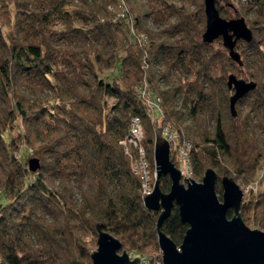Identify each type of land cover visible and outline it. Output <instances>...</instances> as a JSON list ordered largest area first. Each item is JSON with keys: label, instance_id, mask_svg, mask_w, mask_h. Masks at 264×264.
<instances>
[{"label": "trees", "instance_id": "obj_1", "mask_svg": "<svg viewBox=\"0 0 264 264\" xmlns=\"http://www.w3.org/2000/svg\"><path fill=\"white\" fill-rule=\"evenodd\" d=\"M119 1L0 0V264H90L97 221L130 256L159 259V210L143 205L119 143L137 115L154 167L144 82L159 98L158 126L190 143L195 176L215 170L219 198L224 174L258 179L239 211L264 230V0H215L225 18L247 16L241 64L220 37L203 40V0ZM229 73L255 82L234 113ZM169 185L162 175L160 189ZM186 227L173 204L161 231L178 244Z\"/></svg>", "mask_w": 264, "mask_h": 264}, {"label": "water", "instance_id": "obj_2", "mask_svg": "<svg viewBox=\"0 0 264 264\" xmlns=\"http://www.w3.org/2000/svg\"><path fill=\"white\" fill-rule=\"evenodd\" d=\"M203 5V40L220 37L229 56L241 64L240 54L235 48L236 41L251 38V29L244 17H223L215 0H203ZM226 83L233 89L229 107L234 113L235 101L252 89L255 82L229 73ZM152 159L155 168L152 189L141 195V199L146 208L159 210L155 229L163 264H264V230L250 227L243 221L239 211L243 190L231 176H221L220 198L215 190L217 175L210 166L204 169L200 180L188 176L186 184L181 182L180 168L175 166L170 144L161 134L159 126H154ZM38 166L37 157L28 159L31 170ZM162 175H168L170 179L167 191L159 187ZM173 204L177 205L179 219L187 223L178 244L160 229ZM228 209L232 212L230 216L226 214ZM100 223L97 221L95 224L96 247L89 252L90 264L137 263V256L130 257L125 249L119 251V239L103 230Z\"/></svg>", "mask_w": 264, "mask_h": 264}, {"label": "built area", "instance_id": "obj_3", "mask_svg": "<svg viewBox=\"0 0 264 264\" xmlns=\"http://www.w3.org/2000/svg\"><path fill=\"white\" fill-rule=\"evenodd\" d=\"M122 16L123 13L119 12ZM139 96L143 99V105L151 117L154 115V109H160L158 96L148 94L146 83L138 86ZM161 134L168 140L170 144V152L175 166L180 168V178L186 183V177L193 175V167L189 158L188 150L190 143L180 137L179 132L169 123L160 126ZM143 129L140 119L137 115L131 117L126 134L119 140L124 154L129 159V165L132 171L138 175L140 180L141 195L150 192L152 189L153 178L155 176V168H150L149 161L146 156V150L142 143ZM250 188H254L250 185ZM243 190V189H242ZM248 191V186H244L243 196ZM140 264H146L147 260L139 257ZM154 264H163L161 256Z\"/></svg>", "mask_w": 264, "mask_h": 264}, {"label": "rangeland", "instance_id": "obj_4", "mask_svg": "<svg viewBox=\"0 0 264 264\" xmlns=\"http://www.w3.org/2000/svg\"><path fill=\"white\" fill-rule=\"evenodd\" d=\"M119 2H122V0H120ZM234 6H236L237 8H240L239 6H240V4L236 1V2H234ZM223 16V15H222ZM243 17H244V19L247 17H245L244 15H242ZM223 17H225V16H223ZM246 20V19H245ZM149 21V20H148ZM149 25V24H148ZM238 78H243L242 76H237ZM243 79H245V78H243ZM158 112H155V115H153V120H155V126H158V114H157ZM160 127V126H159ZM204 171V170H203ZM203 171L201 172V174L199 175V176H195L194 174L191 176V177H193L195 180H200V178H201V175H202V173H203ZM258 172V176L260 175V174H262L263 172H264V162H262L261 163V166H260V168H259V170L257 171ZM225 175H227V174H225ZM232 177V176H231ZM233 178V177H232ZM180 181L181 182H183V179H181L180 178ZM184 183V182H183ZM184 184H186V183H184ZM256 184L258 185V179H255L254 181H252L251 183H247L246 185H244V186H248V190L250 189V185H253V187L255 188L256 187ZM240 187H241V189H243L244 190V186L243 185H239ZM254 188H253V190H254ZM218 195V194H217ZM245 195V194H244ZM249 226V225H248ZM250 227H252V226H250ZM96 247V245H94L93 247H92V249L93 248H95ZM91 249V250H92ZM122 249H125L126 251H127V249L126 248H121V249H119V251L120 250H122ZM160 252V250L158 249V250H154L153 252H154V254L155 253H157V252ZM128 252V251H127ZM129 254V253H128ZM130 256V255H129ZM130 257H135V255L134 256H130ZM138 258H139V256H137ZM139 263V260H138V262L137 263H135V264H138Z\"/></svg>", "mask_w": 264, "mask_h": 264}]
</instances>
